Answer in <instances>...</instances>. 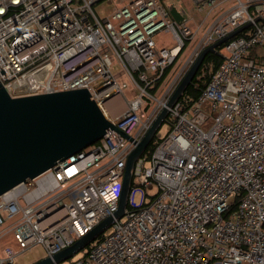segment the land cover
<instances>
[{
  "label": "built area",
  "instance_id": "obj_1",
  "mask_svg": "<svg viewBox=\"0 0 264 264\" xmlns=\"http://www.w3.org/2000/svg\"><path fill=\"white\" fill-rule=\"evenodd\" d=\"M97 1L0 0V81L10 96L86 87L103 116L133 138L106 128L0 194V237L11 234L19 247H5L0 264L35 244L51 256L106 217L111 224L79 256L52 264H264V57L250 51L264 48V0H194L203 19L214 14L202 48L247 26L223 43L197 98L168 107L164 133L159 127L152 152L134 163L120 218L113 214L126 157L169 98L150 92L153 81L195 32L185 8L176 7L178 23L165 0H124L103 18ZM161 28L174 46H156ZM112 60L130 84L115 77Z\"/></svg>",
  "mask_w": 264,
  "mask_h": 264
},
{
  "label": "water",
  "instance_id": "obj_2",
  "mask_svg": "<svg viewBox=\"0 0 264 264\" xmlns=\"http://www.w3.org/2000/svg\"><path fill=\"white\" fill-rule=\"evenodd\" d=\"M168 10L176 22L182 21L183 15L174 5H169ZM246 26L235 29L201 49L169 96L165 107L161 109L141 139L136 141L125 160L122 190L114 217L120 218L124 213L131 170L163 123L168 107L172 106L184 92L204 55L209 51L217 52L219 46ZM89 95L86 87H81L12 97L0 81V194L94 143L104 134L106 128H113L129 140H133L130 135L103 116ZM111 221L112 217H106L66 248L30 264H52L67 260L101 234Z\"/></svg>",
  "mask_w": 264,
  "mask_h": 264
},
{
  "label": "rangeland",
  "instance_id": "obj_3",
  "mask_svg": "<svg viewBox=\"0 0 264 264\" xmlns=\"http://www.w3.org/2000/svg\"><path fill=\"white\" fill-rule=\"evenodd\" d=\"M124 0H98L93 4V10L94 12L100 16L101 18L109 16L112 11L115 8H118ZM168 2V4H172L175 7L180 8L181 6L185 8L184 15L187 17L190 16V25L195 32L194 37L191 40H188V43L184 50L181 52V54L178 53L174 56L172 60V67L164 79V81L161 83L160 87L156 91V95L158 97H162L163 99H167L175 87L178 85V83L181 81L189 67L191 66L192 62L197 57V54L202 49V41L200 40V37L202 35V32L212 23L213 15H211L210 18L203 19L206 11L202 10L200 12L196 11L194 8V0H165V2ZM223 7L227 6V2L225 1L222 5ZM203 19V21H202ZM152 38L156 44L157 47H169L175 45V40L172 36V33L166 29L161 28L157 31H155L152 34ZM181 48V47H180ZM251 52L254 53V55H259L260 57H264V48L262 45H255L252 46L250 49ZM222 53V51H220ZM111 71L114 73L115 77L121 81H125L126 83H129L128 78L124 75V72L122 69H120L119 65L115 60H112L111 63ZM130 84V83H129ZM160 133H164V128L161 126L159 128ZM154 192V188H150L147 190V194L151 195ZM150 199V196L144 195V201H148ZM132 202L135 205H139L141 202V193L139 191H136L133 193L132 196ZM11 247L16 252L19 251V247L16 243V241L13 239V236L11 234H8L6 236L0 237V257L3 256V250L5 247ZM81 251H78L76 253L77 256H79V253ZM45 256V251L43 247L40 244H35L30 249L26 251H20L18 255L14 259V264H30L31 262L42 258ZM71 258V257H70ZM69 259V258H68ZM67 259V260H68ZM66 262V261H65Z\"/></svg>",
  "mask_w": 264,
  "mask_h": 264
},
{
  "label": "trees",
  "instance_id": "obj_4",
  "mask_svg": "<svg viewBox=\"0 0 264 264\" xmlns=\"http://www.w3.org/2000/svg\"><path fill=\"white\" fill-rule=\"evenodd\" d=\"M242 33H243V30L238 32L236 35H241ZM187 43H188V41L183 42V46L180 48L178 54H181V52L186 47ZM222 46H223V44L217 48V52L209 51L204 55L197 71L195 72L194 76L192 77V80L186 86L184 92L181 94L179 99L185 98V99H187L188 102H190V101H193L197 98V96L200 94V92L203 90L204 86L208 82L211 74L214 72V70L218 67L219 63L223 59V54L220 52L222 49ZM251 56H255L253 52H251ZM172 64L165 67L163 69V71L161 72L160 76L157 77L153 81V85L150 89L151 93H154L159 88L161 83L164 81V79L168 75V73L172 67ZM155 144H156L155 139H154V137H152L151 140L149 141V143L147 144V146L145 147L142 154L143 155H149L152 152ZM99 236L100 235H98V237Z\"/></svg>",
  "mask_w": 264,
  "mask_h": 264
},
{
  "label": "bare ground",
  "instance_id": "obj_5",
  "mask_svg": "<svg viewBox=\"0 0 264 264\" xmlns=\"http://www.w3.org/2000/svg\"><path fill=\"white\" fill-rule=\"evenodd\" d=\"M121 106H122V104L118 106V109H120Z\"/></svg>",
  "mask_w": 264,
  "mask_h": 264
},
{
  "label": "crops",
  "instance_id": "obj_6",
  "mask_svg": "<svg viewBox=\"0 0 264 264\" xmlns=\"http://www.w3.org/2000/svg\"><path fill=\"white\" fill-rule=\"evenodd\" d=\"M169 47H171V46H169Z\"/></svg>",
  "mask_w": 264,
  "mask_h": 264
}]
</instances>
